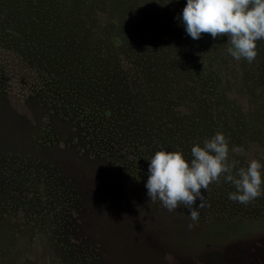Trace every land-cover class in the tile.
I'll return each mask as SVG.
<instances>
[{
  "label": "rangeland",
  "instance_id": "374dc122",
  "mask_svg": "<svg viewBox=\"0 0 264 264\" xmlns=\"http://www.w3.org/2000/svg\"><path fill=\"white\" fill-rule=\"evenodd\" d=\"M140 3L124 0L127 8L123 10L121 0H0V67L9 77L6 92L0 85V264H264V215L250 218L255 209L247 205L256 204L253 199L247 203L228 199L229 190L234 188L231 183L223 181L220 188L218 181H213L206 190H200L203 207L196 222L182 205L169 212L145 195L147 158L158 148L180 150L190 156L193 143L227 128L233 130L234 118L227 107L237 96L232 80L243 81L249 76L244 73L242 59L235 60L236 70L216 64L213 73L208 71L213 79L216 77L218 94L224 90L227 96L226 100L218 98L213 109L210 106L217 95L206 84L208 78L204 76V81L190 68L183 69L182 58L176 59V65L185 74L174 78L176 84L166 82L155 56L154 60H143L145 79L142 72L139 84L135 83L132 71L139 65L134 55L136 46L155 53L167 44L173 50L179 45L181 31L180 25L166 20L154 22L141 7L148 8V0ZM124 16L132 23H136L132 18H139L149 34L124 25ZM68 32L77 34L85 59L78 61L79 51L72 48L52 59V68L64 70L62 99L76 93L84 95L90 88L82 84L90 76L99 81L101 77L102 81L105 77L112 81L117 78L120 83L132 74L130 99L120 97L121 109L130 106L133 113L122 117L128 125L125 135L110 140L109 151L116 153V164L99 153L90 138L93 134L75 132L82 148L73 141L60 142V130L69 128L70 132L71 125L56 112V122L53 116L47 119L42 114L41 122L37 121L39 107L32 100L30 87L42 83L24 57L4 50L12 45L27 52L30 47L40 60L39 45L48 48V35L51 43L58 36L70 45L73 36ZM87 32L90 39L84 38ZM7 59L18 65L19 72L8 65ZM93 59L100 67L87 74L84 68ZM227 60L232 58L223 63ZM44 72L51 80V72ZM67 74L72 86L64 79ZM251 75L252 81L258 80L264 89V77ZM151 77L161 83L157 89ZM126 82L130 87V79ZM163 85L167 91L164 100L157 93ZM42 88L44 85L38 92L45 94ZM182 90L183 95L178 94ZM242 98L243 103H249L247 96L246 101ZM120 116L116 110L110 118L118 122ZM132 123L138 135L131 134ZM137 123L143 128H137ZM231 142L228 138L229 161L234 155L239 163L241 157L244 161L264 159L259 145L246 155L240 145ZM261 208L264 203L257 210Z\"/></svg>",
  "mask_w": 264,
  "mask_h": 264
},
{
  "label": "trees",
  "instance_id": "16d2710c",
  "mask_svg": "<svg viewBox=\"0 0 264 264\" xmlns=\"http://www.w3.org/2000/svg\"><path fill=\"white\" fill-rule=\"evenodd\" d=\"M141 1L142 0H138L139 3ZM121 2L123 3V5H121V8L123 10H126L127 6L124 4V0H121ZM148 2V8L144 6L141 7L147 14L152 16L154 22H157L156 20L160 18L166 20L167 23L180 25V40L179 45L176 49H168L167 44H165L164 48L162 49H159L158 47V49L155 50V53L152 49H149V51H142L139 46H136L134 55L139 65L136 69L133 66L134 70L132 71V74L135 75V83L139 84V79L142 72L143 81L145 79L146 63H144L143 68V60L147 58L154 60L155 56L157 65L159 63L160 69L166 75L165 76L163 74L166 78V82L171 83L172 80L176 84L174 78L180 76L183 77V75L185 74V72L180 73V67L176 65V59L182 58L184 60L183 69L190 68L193 73H196L204 81L205 77L208 78L206 84L209 85V87L212 88L217 95L214 103L210 106L211 109L218 105V98L221 100H226L227 96L224 95V90L220 91L221 95L218 94L217 89L219 87L218 82L216 81V77L213 79L214 75L209 74L208 71L210 73H213V68L216 64L223 65L225 69L236 70V63H234L236 59H234L228 51L230 44L227 41V36L224 34H220L216 38H213L209 33H202L199 39H192L185 33L183 25L178 19L180 11L185 4V0H148ZM121 20L124 25L127 26L129 24V26H133L137 31L149 34L139 18H132V20H134L136 23H132L133 21L131 22V20H129L126 16H124ZM51 30H56L54 25H51ZM70 34L73 36L72 43L70 45L59 39L58 36L57 39L53 40L54 43H51V35H48V48H44L42 45H39L40 48L38 51L41 52L40 60L35 58V56L39 54L34 53V51L30 49V47L27 48V52L20 48H13L15 46L12 45H10L12 47H5L4 50L7 54H17L21 56L22 59L24 57L25 61L32 66L31 68L34 71H36L37 74L35 75L37 76V79H39L42 85H44V88H42V90L44 89L46 95L44 93L38 92L39 90H41V84L33 83L30 87V90L33 93L32 100L39 107V110L36 112L37 121L41 122L42 116L47 119L53 116L52 118L56 122L54 114V112H56L63 118L64 121L71 125L70 132L68 131L69 128H63L60 130V142L70 144L73 141L77 144V147L82 148V141L77 139L75 132L78 131L81 135L85 134L87 136H91L93 134L90 138L95 141L99 153L101 155H104L107 161H109L110 163L116 164V161H114V158H116V153H110L109 151L111 150L110 140L116 138L120 139L125 135L128 125L124 124L126 123V121H124L122 117H125L129 113L130 115H132L133 113V110L130 108V106H124L121 109V97H127V99L129 100V93H132L133 91V83L131 80L132 74L127 78H123L120 83H118V80H116L117 78L113 79L112 81L110 77H105V80L102 81L103 77H101V80L99 81L96 80V76H90L89 81L86 84H82V86L87 85L86 87L90 88L89 90H86V93L84 95L80 97L77 96L76 93L66 98L65 100L62 99L63 89L61 88V86H65L66 84L62 83L64 70L54 66L53 68L55 69H53L51 67V65L54 64V61L52 62V59L59 57L61 53H67L68 49L70 48L74 49L75 51H79L80 57H78V61H81V58L85 59L82 51L80 50L81 47H79V44H77V34ZM84 38L90 39L91 35L87 32L84 35ZM138 38L140 40V37ZM171 38L177 39V36L172 35ZM170 42L178 44L175 40H171ZM263 45L264 39L258 40L256 42L257 55L252 62H247L242 59L244 64V73H246V76L249 77H246L243 81L238 80L234 82V80H232L233 84H235L234 86L237 87V96H234L231 99V102H229V104L227 105V107L231 110V114L234 118L232 122L233 130L230 131L229 128L224 129L225 131H223V135L227 140L228 138L230 139V143H232L231 141H234V143L240 145L239 148H242L241 150H243V153H245L246 155H251V152H255V150H257V147L255 145H259L258 149L261 150L260 152L264 151V89L258 83V80L256 82L252 81L251 75L253 73L255 77H257V74H261L264 77V57L262 54L264 53V51L261 50ZM180 53L183 54L182 57H180ZM66 56L70 57V55ZM172 56L175 62H173ZM230 57L232 58V61L227 60L225 63H223L224 59ZM34 59L38 61H35ZM164 61H167V63H164ZM7 63L10 67H12L13 70L19 72L18 65L11 63L8 59ZM99 67V62L93 59L90 60L89 66H85L84 70L87 74H90L97 72ZM154 68L155 67H153V69ZM44 69L51 72V80L44 72ZM207 75H210V77H207ZM73 77L75 78V76ZM8 78V75L3 72V68L0 67V85L3 92H6V87L9 80ZM151 78L154 82L153 87L157 89V86H160L161 83L156 81L155 78ZM64 79H68L67 85L72 86L73 83L71 81V77L68 74L64 76ZM127 79H130L131 81L130 87H126ZM166 82L164 81V85H166ZM164 85L162 89H160L159 87V91L157 92L159 96L163 98V100L164 94L167 93ZM143 86L145 87V82H143ZM143 86L139 85L141 92H145V88ZM178 94L183 95V90ZM246 96L247 98H249V103H243L244 99L242 97H244L246 101ZM152 104H154V102H152ZM119 106L120 108H118ZM152 108L156 109V104L152 105ZM116 110L121 113V121L118 122H115L116 120L110 118V115H112V113ZM204 110L203 108L201 109V111ZM144 111H147V109L144 108ZM156 112L157 111H155L154 113ZM223 114L224 118H227V114ZM117 124L120 125L116 127L115 125ZM206 125H209V123H207ZM257 125H260L261 128L258 129L256 127ZM131 128V134H134V136L135 134H139V131H137V129L134 131L133 123L131 125ZM137 128H143L142 124L137 123ZM156 139L157 136L154 138V140ZM48 142L49 141H47L46 143ZM234 157L230 161L234 165L233 172H235L236 168L246 166L247 164V161H244L242 157V161H240L241 163H239L237 156L234 155ZM257 160H259L261 164L264 165V159L258 158ZM122 165L125 166L124 163H122L121 166ZM261 172L262 179H264V167H262ZM129 175H131V173H129ZM221 176L222 178L219 179L218 182H216V184L220 186L222 185L223 181H225L223 179V175ZM262 185L264 186V183H262ZM222 187L224 186H221L220 188ZM232 191H234V188H232ZM253 202L256 204H248L247 206L255 209L253 210L254 213H251L249 215L251 216L250 218L255 219L259 216L264 215V208L257 210V208L264 203V187H262L261 194L253 199Z\"/></svg>",
  "mask_w": 264,
  "mask_h": 264
},
{
  "label": "clouds",
  "instance_id": "9594fccd",
  "mask_svg": "<svg viewBox=\"0 0 264 264\" xmlns=\"http://www.w3.org/2000/svg\"><path fill=\"white\" fill-rule=\"evenodd\" d=\"M178 19L192 39H199L202 33L213 38L226 35L228 51L237 60L252 62L257 55L256 42L264 39V0H185ZM228 153L222 132L193 143L190 156L180 150L158 148L147 158L145 195L148 200L159 201L169 212L182 205L188 209L191 221L196 222L198 210L203 207L200 190H206L223 175L234 186L228 199L247 203L261 194L264 165L253 158L233 172Z\"/></svg>",
  "mask_w": 264,
  "mask_h": 264
}]
</instances>
